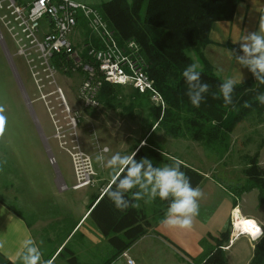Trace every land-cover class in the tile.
Masks as SVG:
<instances>
[{"label": "rangeland", "instance_id": "1", "mask_svg": "<svg viewBox=\"0 0 264 264\" xmlns=\"http://www.w3.org/2000/svg\"><path fill=\"white\" fill-rule=\"evenodd\" d=\"M80 1L95 3L94 1L108 0ZM6 45L8 53L0 44V107L4 109L0 115L5 118L3 132L0 134V168L4 166L3 168L9 171L8 177L9 175L10 177L7 181L16 184L22 199L29 205H39L41 208L43 204L46 206L49 203H56L49 212L43 211L37 214L38 220L44 221L41 225H46L52 219L62 222V224L59 222L61 227L53 231L54 233L63 234L66 230L63 227L66 226L64 220L69 218L77 220L81 212L87 209L84 207L81 211L80 206L85 197L89 198L91 194L97 192L93 186L102 183V180L113 174V170L101 163L102 173L100 162L96 160L98 151L104 148L108 150L103 153L106 161L117 152L121 155H129L134 142L144 139L142 154L152 160L154 166L156 162L147 155L146 148L149 146L229 186L244 182L242 172L246 168L245 158H253L257 153V164L264 168V147H258L264 139V121L261 124L246 121L236 126L230 135L229 152L220 160L219 154L213 149H207L188 139L171 138L161 129L154 130V127H151L153 119L151 104L128 99L127 96L131 93L129 88L123 89V94L120 96V99L123 98L121 104L113 108L103 107L99 101L96 108H84L77 99L82 82L81 71L66 75L59 74L56 81L63 92L70 116L76 120L75 127L72 128L62 120L63 114H60L57 108L52 111V114H57L59 120V123L55 124L42 103L30 104V101L36 97L35 87L23 61L10 56L13 48L8 40ZM58 129L59 133H57ZM55 136L65 139L58 141ZM73 139L81 152L90 159L93 170L91 186L78 190L72 189L76 178L71 157L66 152L71 151ZM256 194L257 192L252 190L244 197L242 207L246 213L264 218V199L259 201ZM138 205V208L143 209L150 218L154 219L151 221L155 224L158 220L156 215H153L158 210L155 202L145 203L142 199L138 201ZM27 214L29 216V213ZM82 231L93 241L98 240L88 222L82 226ZM33 232L39 241L50 238L56 242L62 236H56L50 229L42 231L33 229ZM80 242L76 235L67 247L76 251L82 264L85 262L99 264L100 260L107 257L111 251L106 241L97 243L95 248L84 246ZM241 248L249 252L248 241L245 238L236 241L231 254H226L227 260L234 264L233 256ZM136 250L139 254V258H134L136 264H180V262L189 264L177 259L163 245L156 244L152 247L145 242L134 249ZM181 256L188 261L190 259L182 253ZM54 261L59 262L57 258ZM117 264L126 263L124 259H119Z\"/></svg>", "mask_w": 264, "mask_h": 264}, {"label": "trees", "instance_id": "2", "mask_svg": "<svg viewBox=\"0 0 264 264\" xmlns=\"http://www.w3.org/2000/svg\"><path fill=\"white\" fill-rule=\"evenodd\" d=\"M240 1L110 0L97 8L119 44L130 40L138 44L145 62L144 72L153 88L161 95L165 107L162 110L153 106L148 96L131 88L128 99L151 104V127L154 130L161 129L171 138L188 139L207 149H213L219 154V158L229 152L230 135L236 126L246 121L257 124L264 121V104L255 99L258 94L264 93V84L257 82L254 76L237 84L232 96L233 103L226 107L222 96L220 99H213V93L219 92V85L223 80L214 73L201 55V50L210 43L211 26L216 22L231 21ZM191 51L198 55L201 82L209 85V91L198 108L191 105L186 95L188 86L182 76L183 70L189 64L195 63L191 58ZM123 89L125 88L103 84L98 95L99 103L109 109L121 104ZM245 102L251 106L244 107ZM258 147H264V139ZM146 149L147 155L154 159L156 166L171 165L178 161L163 155L152 146ZM142 150L140 146L132 155L136 153L135 158L139 160L145 157ZM256 156L257 153L253 158L244 159V182L229 187L235 197L256 190L258 200L263 201L264 168L258 166ZM180 165L181 170L191 178L192 186L198 187L204 179L203 175L182 161ZM112 181L103 194L90 200L87 207V221L111 250L99 264L116 262L151 227L150 217L143 209L130 206L124 211H118L115 208L105 194L110 186L114 188ZM126 198L130 199L131 193L126 194ZM154 202L158 210L153 215L163 217L171 200L162 201L157 198ZM132 203L138 204V201ZM229 236L230 229H227L216 237H211L212 244H204L203 259L195 264H227L222 247L228 243ZM67 246L64 245L57 253V264H82ZM249 264H264V233L257 237Z\"/></svg>", "mask_w": 264, "mask_h": 264}, {"label": "built area", "instance_id": "3", "mask_svg": "<svg viewBox=\"0 0 264 264\" xmlns=\"http://www.w3.org/2000/svg\"><path fill=\"white\" fill-rule=\"evenodd\" d=\"M81 25L88 36H81ZM6 40L13 48L10 56L23 61L35 87L36 97L30 104L42 103L55 124L59 120L52 111L57 108L63 114L62 120L75 127L76 120L70 116L56 81L59 74L77 71L82 72L77 99L84 108L99 105L98 95L105 83L131 88L148 96L153 106L162 110L165 107L161 95L144 72L145 62L138 44L131 40L119 44L97 8L74 0H0V44L8 53ZM55 138L58 141L65 139ZM104 149L98 152L104 153ZM66 152L71 157L76 178L72 189L91 186L90 159L81 152L74 139L71 151ZM233 221L232 213V237L238 238L241 231L235 230ZM262 233L260 229L258 236ZM120 258L126 264H133L126 252ZM54 259L55 256L49 260L54 264Z\"/></svg>", "mask_w": 264, "mask_h": 264}, {"label": "crops", "instance_id": "4", "mask_svg": "<svg viewBox=\"0 0 264 264\" xmlns=\"http://www.w3.org/2000/svg\"><path fill=\"white\" fill-rule=\"evenodd\" d=\"M74 1L93 8H98L102 3L110 0L94 1L95 3H85L80 0ZM262 13H264V0H241L231 21L216 22L211 26L209 31L210 43L201 50V55L213 68L214 73L223 81L233 76L239 77L242 75L243 83L253 77L252 73L247 68H243L236 63L235 57L243 55V53L239 50V44H234L233 41L240 40L247 33L258 30L259 17ZM79 31L81 36L87 34L83 25L79 26ZM230 52L232 58H230ZM191 58L195 63L199 64L198 55L195 54V52L191 54ZM143 140L144 139H138L134 142L129 156L132 155L136 148L140 146L144 147ZM164 154L167 156L166 153ZM219 159L221 160V158ZM3 163L5 162L3 161ZM99 165L101 171V163ZM3 167L0 168V243L3 244V247L0 248V264H6L7 262L22 264L20 258V254L23 252L22 245L23 242L28 239L35 241L36 246L39 247L42 254L41 264H44L45 261H48L54 256L56 259L59 250L64 245H68L76 235H78L79 240H81L80 244L87 247L95 248L97 243L105 241L96 229L87 221V209H85L83 213L81 212V215L75 221L71 218L64 220V223H66L65 225L67 226L68 224V226L67 228L66 226H63L66 229L63 234L53 232L57 231L58 227H61L59 226L60 221L58 222V220L55 221L52 219L49 220L46 225H41L44 221L40 222L37 214L42 213L43 211L49 212V209L56 206V203H49L46 204V206L43 204L41 208L39 205H29L26 200L22 199L20 190L16 184L12 181H7L10 177V175L8 177L9 171ZM195 170L199 171L198 169ZM199 172L203 175L204 179L198 187L202 190L204 196L199 200V215L194 219L191 229H170L161 223L165 215L163 217H158L156 215L158 219L157 222L154 224V222L151 221V227L148 229L147 233L138 239L126 251L129 258L133 261V264H136L134 258H139L138 251H134V249L145 242L152 245V247H155L156 244L163 245L172 255L177 257V259H180L181 261L183 260L185 263L195 264L203 259L205 245L212 244L211 237H216L227 229H230L229 241L222 247L225 257L226 254H231L236 241L245 238L248 241L249 252H246L243 248L239 249V251L236 252V255L233 256L235 260L234 264H249L253 256L254 244L257 237L254 238L251 235L243 233V235H240L238 238H233L231 220L233 211L238 210L242 218L255 221L264 233V218L246 213L244 207H242L243 198L248 196L252 191L242 194L240 197H235L231 191H229V187L232 185L229 186L214 177H210L201 171ZM118 173L119 172H116L115 175ZM113 178L114 173L107 179L102 180V183L93 186V189H97V192L96 194H91L89 198L85 197V200L80 205L81 211L84 207H88L89 202L93 197L103 194ZM256 195L258 199V193ZM12 204L17 206L14 207ZM27 213H29V216ZM25 216H28V218ZM151 219L152 218H150V220ZM86 222L90 224V227L94 234L97 235L98 240L93 241L89 235L83 233L82 226L85 225ZM60 224H62V222H60ZM33 229H39L41 231L44 229H50L56 236H62L61 239L56 242L50 238H45L39 241L33 232ZM42 236H44V233H42ZM71 250L78 257L76 251L74 249ZM53 252H55L54 255L48 260H45V258ZM181 253L187 258H190L189 261L186 258H183ZM119 259L113 264H117ZM195 260L197 261L195 262ZM226 261L227 264H232L231 261L227 260V257ZM57 263L54 261V264ZM83 264L89 263L85 262ZM180 264L184 263L180 262Z\"/></svg>", "mask_w": 264, "mask_h": 264}, {"label": "clouds", "instance_id": "5", "mask_svg": "<svg viewBox=\"0 0 264 264\" xmlns=\"http://www.w3.org/2000/svg\"><path fill=\"white\" fill-rule=\"evenodd\" d=\"M233 43L239 44V50L243 55L236 56V63L247 68L257 82L264 84V13L259 17L258 30L247 33L240 40ZM234 51V50H233ZM230 58H232L230 52ZM198 63L189 64L182 72V76L188 86L186 95L193 107L198 108L209 91V85L201 82V71ZM242 83V75L225 79L219 85V92L213 93V99L223 98L227 107L233 103L234 87ZM255 99L264 104V93L258 94ZM248 102L244 107H250ZM4 109L0 107V113ZM5 118L0 115V134L3 132ZM107 152V149L103 150ZM133 155L113 154L105 161L103 152L96 156L97 162L103 163L106 168L113 170V187H109L105 193L118 211H124L131 207H138L132 201L144 200L151 203L157 198L171 200L161 223L170 229H191L194 219L199 215V200L204 193L199 187H193L191 178L181 170L179 161L171 165L154 166L152 160L142 157L137 160ZM119 172L120 175H115ZM133 189L137 191L133 192ZM131 193V198L126 194ZM146 198V199H145ZM3 244L0 243V248ZM23 252L20 254L22 264H41L42 254L35 241L28 239L23 242ZM44 264H53L52 260Z\"/></svg>", "mask_w": 264, "mask_h": 264}, {"label": "bare ground", "instance_id": "6", "mask_svg": "<svg viewBox=\"0 0 264 264\" xmlns=\"http://www.w3.org/2000/svg\"><path fill=\"white\" fill-rule=\"evenodd\" d=\"M233 224L238 232L246 233L252 237H257L260 234V228L255 221L251 219L242 218L238 210L233 211Z\"/></svg>", "mask_w": 264, "mask_h": 264}, {"label": "water", "instance_id": "7", "mask_svg": "<svg viewBox=\"0 0 264 264\" xmlns=\"http://www.w3.org/2000/svg\"><path fill=\"white\" fill-rule=\"evenodd\" d=\"M240 235H243V233L241 232Z\"/></svg>", "mask_w": 264, "mask_h": 264}]
</instances>
